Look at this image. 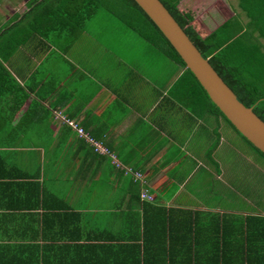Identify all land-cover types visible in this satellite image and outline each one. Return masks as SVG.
<instances>
[{"label": "crops", "instance_id": "0c3cea01", "mask_svg": "<svg viewBox=\"0 0 264 264\" xmlns=\"http://www.w3.org/2000/svg\"><path fill=\"white\" fill-rule=\"evenodd\" d=\"M21 1L0 6V27ZM183 6L207 30L247 19L237 0ZM87 21L66 49L35 34L1 59L19 87L0 93V264H204L222 241L264 264V162L185 104L181 66Z\"/></svg>", "mask_w": 264, "mask_h": 264}, {"label": "trees", "instance_id": "16d2710c", "mask_svg": "<svg viewBox=\"0 0 264 264\" xmlns=\"http://www.w3.org/2000/svg\"><path fill=\"white\" fill-rule=\"evenodd\" d=\"M160 1L237 98L251 106L264 121V0H237L246 21L242 23L233 15L208 30L201 28L192 13L183 6L184 0ZM99 9L106 10L182 67L173 88L180 92L185 104L195 112H206L224 119L256 153L264 157V153L242 135L211 101L169 40L135 0H26L24 10L15 13L0 27V93L19 87L1 59L4 60L35 34L45 42L60 43V47L66 49L85 22ZM221 244L222 253H218L220 245H216L215 254L206 256L204 264H240L236 263V257L225 255L224 241ZM247 264L258 263L249 261Z\"/></svg>", "mask_w": 264, "mask_h": 264}, {"label": "water", "instance_id": "95a60500", "mask_svg": "<svg viewBox=\"0 0 264 264\" xmlns=\"http://www.w3.org/2000/svg\"><path fill=\"white\" fill-rule=\"evenodd\" d=\"M135 1L169 40L211 101L242 135L264 153V121L251 106L237 98L160 0Z\"/></svg>", "mask_w": 264, "mask_h": 264}, {"label": "rangeland", "instance_id": "374dc122", "mask_svg": "<svg viewBox=\"0 0 264 264\" xmlns=\"http://www.w3.org/2000/svg\"><path fill=\"white\" fill-rule=\"evenodd\" d=\"M12 0H1L0 6H2L5 2H11ZM21 1V0H16ZM22 2V1H21ZM23 6V5H21ZM88 29L92 30L94 29L95 32H97L98 36L100 37H109L112 39V41H116L118 38L119 40L123 41H138L142 38L138 36L133 30L126 27L124 24H122L117 18H115L113 15L108 13L104 9H99L93 16L90 18V20L86 23ZM105 28L107 29L105 31ZM115 35V37H114ZM143 40V39H142ZM131 42V43H132ZM153 47V46H152ZM222 127L221 131H232L234 135L237 137V142H234L233 145L238 148V150H246L248 153H251L254 155L255 159L262 160L264 162V157L260 156L258 153H256L251 146L223 119H221ZM254 159L255 163L256 160ZM259 164V163H258Z\"/></svg>", "mask_w": 264, "mask_h": 264}, {"label": "built area", "instance_id": "2783aa9c", "mask_svg": "<svg viewBox=\"0 0 264 264\" xmlns=\"http://www.w3.org/2000/svg\"><path fill=\"white\" fill-rule=\"evenodd\" d=\"M63 120L72 127L80 137H83L86 141L89 142L90 145L93 146L94 150L105 153L107 152V148L102 145V143L96 139H94L91 135H89L81 126H79L74 120L70 118H63ZM130 172L134 180L141 181L142 175L139 171H132L131 169H127ZM141 199H152L151 193L147 190V188H142L140 191Z\"/></svg>", "mask_w": 264, "mask_h": 264}]
</instances>
